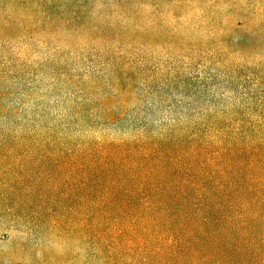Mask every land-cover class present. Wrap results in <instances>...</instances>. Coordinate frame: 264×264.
I'll return each mask as SVG.
<instances>
[{
	"label": "trees",
	"instance_id": "trees-1",
	"mask_svg": "<svg viewBox=\"0 0 264 264\" xmlns=\"http://www.w3.org/2000/svg\"><path fill=\"white\" fill-rule=\"evenodd\" d=\"M26 1V7L12 9L28 37L42 26L54 34L62 30L91 65L88 78H71L73 122L123 131L116 140L76 146L70 154L83 174V205L68 215L64 206L53 208L55 226L63 223L83 236L74 235L70 252L58 261L210 264L209 236L228 216L221 197L207 187L208 142L184 148L175 128L149 122L164 106L172 111L171 100L187 76L194 74L196 87L206 92L203 73L215 48L245 53L262 26L259 16L225 0ZM209 129L203 128L206 135ZM259 198L238 192L235 202L250 204L233 223L257 218ZM242 248L243 240L234 251Z\"/></svg>",
	"mask_w": 264,
	"mask_h": 264
},
{
	"label": "rangeland",
	"instance_id": "rangeland-1",
	"mask_svg": "<svg viewBox=\"0 0 264 264\" xmlns=\"http://www.w3.org/2000/svg\"><path fill=\"white\" fill-rule=\"evenodd\" d=\"M225 1L230 8L245 4L259 16L255 41L245 53L215 48L203 73L207 91L196 87L194 74L187 76L172 111L164 106L149 123L175 128L184 148L208 142L207 187L221 197L228 216L209 236L210 264H264V0ZM12 4L24 8L28 2L0 0V264H68L58 257L70 252L74 235H83L71 234L63 223L56 229L53 208L64 206L68 215L83 205V174L70 154L76 146L116 140L123 131L73 122L71 78H88L91 65L62 30L54 34L42 26L28 37ZM238 192L260 197L257 218L233 223L250 204L235 202ZM241 240L244 248L234 251Z\"/></svg>",
	"mask_w": 264,
	"mask_h": 264
}]
</instances>
